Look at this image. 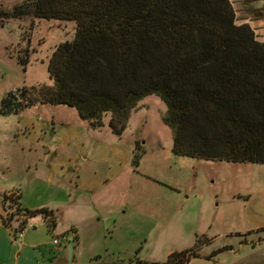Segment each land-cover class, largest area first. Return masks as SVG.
I'll return each mask as SVG.
<instances>
[{
	"label": "rangeland",
	"instance_id": "1",
	"mask_svg": "<svg viewBox=\"0 0 264 264\" xmlns=\"http://www.w3.org/2000/svg\"><path fill=\"white\" fill-rule=\"evenodd\" d=\"M30 2L0 0V179L7 188L19 191L24 206L59 208L57 232L78 228L80 245L69 246L75 264L162 263L194 246L200 256L189 264H264V163L176 155L160 96L140 101L121 136L109 126L111 114L94 128L67 105L1 112L9 92L53 84L50 58L76 34L73 20L15 16ZM231 2L242 15L241 4ZM253 18L264 19L263 3ZM261 28L252 27L264 41V32L256 31ZM19 56H28L26 71ZM47 148L55 150L54 158ZM75 170L89 182L111 184L95 197L77 199L68 183Z\"/></svg>",
	"mask_w": 264,
	"mask_h": 264
},
{
	"label": "trees",
	"instance_id": "2",
	"mask_svg": "<svg viewBox=\"0 0 264 264\" xmlns=\"http://www.w3.org/2000/svg\"><path fill=\"white\" fill-rule=\"evenodd\" d=\"M30 1L15 16L73 20L76 34L50 58L53 84L9 92L3 114L67 105L94 128L111 114L109 126L121 136L131 112L155 94L167 105L176 155L264 163V41L248 23H236L231 0ZM18 61L26 71L28 56ZM142 153L134 154L135 169ZM20 198L3 196L2 223L14 236L37 215L56 227L52 209L23 207ZM199 256L194 246L147 264H189Z\"/></svg>",
	"mask_w": 264,
	"mask_h": 264
},
{
	"label": "crops",
	"instance_id": "3",
	"mask_svg": "<svg viewBox=\"0 0 264 264\" xmlns=\"http://www.w3.org/2000/svg\"><path fill=\"white\" fill-rule=\"evenodd\" d=\"M233 1V0H231ZM241 4V13L238 15L236 11V22L237 24L248 23L254 29L264 26V19L253 18L254 8L261 7L264 4V0H237ZM257 32H264V28L257 29ZM134 151V150H133ZM55 155L53 148H47V154L52 159V155ZM77 168V167H76ZM51 177L56 179L58 177L56 172H52ZM85 178V174H79L78 171H73L69 174L68 183L70 184V195L75 194L77 199L86 198L87 195L95 197L105 187L111 184L109 180L107 183L102 184L100 181L89 182ZM17 192V195L21 194L15 189H8L5 181L0 179V264H75L74 249L72 250L71 245L75 248L80 245L79 230L75 226H71L69 229H64L59 232L56 231L57 220L59 218V211L52 209L56 216V227L50 229L45 218L42 215H37L30 218L28 226L25 229L23 237L19 238L18 234L14 236L13 231L3 225V196ZM87 200V199H86ZM29 209H39L47 206H24ZM39 221L40 226H37L36 222ZM33 223H30V222ZM54 237H59L61 243L56 245L53 243Z\"/></svg>",
	"mask_w": 264,
	"mask_h": 264
},
{
	"label": "built area",
	"instance_id": "4",
	"mask_svg": "<svg viewBox=\"0 0 264 264\" xmlns=\"http://www.w3.org/2000/svg\"><path fill=\"white\" fill-rule=\"evenodd\" d=\"M24 232H25V230H22V231L18 232V237L19 238L23 237ZM53 243L56 244V245L60 244L61 243L60 238L59 237H54Z\"/></svg>",
	"mask_w": 264,
	"mask_h": 264
}]
</instances>
